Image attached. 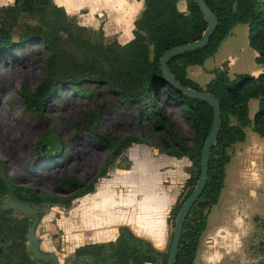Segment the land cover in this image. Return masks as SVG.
Returning a JSON list of instances; mask_svg holds the SVG:
<instances>
[{
	"label": "trees",
	"instance_id": "obj_1",
	"mask_svg": "<svg viewBox=\"0 0 264 264\" xmlns=\"http://www.w3.org/2000/svg\"><path fill=\"white\" fill-rule=\"evenodd\" d=\"M205 2L219 19L216 31L206 47L172 58L169 67L184 86L207 92L219 100L222 128L211 151L207 186L184 224L176 264H194L206 229L208 213L219 201L224 186L226 166L231 160L229 148L236 142L245 140V129L252 124L254 130L264 136V2ZM187 9L189 15L178 9L175 0H145V9L135 21L133 39L121 45L115 41L105 44L104 41L94 43L89 37L82 38L80 32H87L88 29L75 24L78 32L72 31L74 23L70 21L71 18L52 0H16L13 5L0 7L1 54L12 57L10 53L13 50L33 42L43 44L48 52L46 78L33 91L26 86L21 90L26 112H41L47 98L59 90L61 84L80 88L84 95L89 94L88 88H85L87 86L92 85V91L105 87L137 105L140 119H145L147 128L156 135L162 148L171 155L186 156L192 161L193 173L185 183L187 191L181 194V201L174 210L175 219L198 182L201 154L214 118L213 108L207 102L177 92L162 77L160 59L164 53L175 46L200 39L207 29L205 17L194 1L188 0ZM26 15H39L45 19L54 35L65 34L66 42L75 51L61 49L60 44L54 40L55 36H48L45 31L35 28L21 35L18 41L14 40L13 28L18 19ZM54 17L60 19H52ZM55 21L61 23H53ZM239 23L248 25L249 44L258 53L255 60L263 67V71L258 76L241 73L231 78L224 65L215 70L214 78L202 87L188 76V67L202 66ZM66 56L68 57L65 58ZM161 97L165 106H179L183 116L190 120L191 138L185 136L180 124L168 116L164 105L159 104ZM253 98L259 100V108L251 120L249 101ZM99 137L111 151L106 163L108 167L133 144L146 142L132 135L117 142H110L103 135ZM49 141L53 142L51 139ZM44 143H47L46 138L38 143V151L42 150ZM59 149L61 147L56 145L54 153ZM56 156L48 151L44 158L51 160ZM97 179L94 178L89 183L76 177L59 179V184L71 193L68 198L60 201L57 197L39 193L33 187L17 185L15 177L9 174L4 162L0 160V264H53L52 261L34 260L27 250V233L33 216L3 208V199L10 188L19 199L28 201L35 208L46 202L57 201L63 207H68L75 199L94 192ZM25 196H29L28 199ZM16 211L21 214V218L13 217ZM108 251L102 245H85L77 248L75 253L79 258L91 256L94 258L93 264H103L106 261H112L111 264H166L169 253L156 251L148 242L126 231L120 236L118 244L111 245ZM17 256L18 259H15Z\"/></svg>",
	"mask_w": 264,
	"mask_h": 264
},
{
	"label": "rangeland",
	"instance_id": "obj_2",
	"mask_svg": "<svg viewBox=\"0 0 264 264\" xmlns=\"http://www.w3.org/2000/svg\"><path fill=\"white\" fill-rule=\"evenodd\" d=\"M139 1L142 2V0ZM260 1L264 2V0ZM175 2L179 10L189 15L188 0H175ZM144 9L145 0L141 11ZM132 13L135 17L138 7L132 10ZM140 16L141 14L138 18ZM70 21L74 23H72L74 25L72 31L78 32L75 24L81 26L79 18L73 16ZM33 28L45 31L48 36H55L54 40L60 44L61 49L75 51L66 42L65 34H62L63 36L54 35L48 22L39 15H26L19 18L13 28L12 36L18 41L21 35L30 32ZM86 28L87 32H80L82 38L89 37L94 43L104 41L105 44H111L115 41L124 45L129 42L118 40L116 36H107L102 28ZM229 43L232 44L226 57L230 56L235 59L232 72L238 71L237 74L253 75L251 71L257 63L254 49L249 44L248 25L237 24L225 39L224 46ZM10 54L12 57L0 52V160L4 162L9 174L15 177L17 185L33 187L39 193L57 197L60 201L71 194L59 184L58 180L61 178L76 177L85 183L98 178L96 187H99L105 183L107 177H112L110 174L113 170L131 166L129 155L133 150V145H136L133 144L122 152L116 162L108 167L106 163L111 156V151L101 141L100 135L105 136L110 142H117L129 135L137 136L146 139L153 147H159L160 142L156 135L147 128L145 119H140L137 105L124 100L120 95L105 87L92 91V85L84 86L89 92L88 95H84L80 88L61 84L59 90L47 98L41 112H26L23 107L21 90L23 86H26L33 91L46 78L48 52L43 44L33 42L13 50ZM150 56L153 57L152 50ZM224 65L228 69V65L226 63ZM163 101L161 97L159 100L161 106L164 105ZM163 108L170 118L180 124L185 136L191 138L192 125L190 120L183 116L181 108L176 105H164ZM44 138L47 143H44L42 150L38 151L36 147ZM56 145L61 149L54 153ZM48 151L57 156L51 160L45 159L44 155ZM144 154L145 151L141 149L136 151L137 156ZM235 168V164L228 168L226 190L228 185L235 181L233 174ZM257 191V196H252L249 190H240V198L245 195L244 206L249 209H264V182ZM7 195L3 199L4 204ZM28 197L25 196L27 199ZM81 200V197L75 199L68 206L69 209L63 207L59 201L50 203V205L46 202L36 207L43 210L37 228L41 247L45 252L55 253L61 263L64 258L76 255L75 249L78 244L74 236L79 235L80 229L76 226L72 228L69 219L71 216H76L75 213ZM223 213L222 210L218 211L215 208L210 219L211 224L215 225L220 222L225 214ZM13 217L21 218L22 216L16 211ZM256 221L263 236H257L251 246L249 244L252 250L249 264H259L261 262L259 259L254 260L255 254L258 251L264 253V219L258 218ZM15 259H18V256ZM84 263L88 264V261Z\"/></svg>",
	"mask_w": 264,
	"mask_h": 264
},
{
	"label": "crops",
	"instance_id": "obj_3",
	"mask_svg": "<svg viewBox=\"0 0 264 264\" xmlns=\"http://www.w3.org/2000/svg\"><path fill=\"white\" fill-rule=\"evenodd\" d=\"M15 1L0 0V7L13 5ZM52 2L63 8L70 18H79L81 26L102 28L107 36H116L118 40L128 42L134 37L135 21L143 11L144 0ZM136 7L138 13L134 17L131 11ZM225 39L202 66L188 67V76L202 87L214 78V71L225 63L231 78L238 72H232L235 59L226 57L232 43L224 46ZM257 55L254 50L255 58ZM262 71L263 67L256 64L251 74L258 76ZM258 108L259 100L251 99V120ZM245 133V140L236 142L228 150L231 160L226 166L224 186L219 201L208 213L194 264H249L252 252L249 244L251 246L257 236H263L256 220L264 219V209L247 208L244 206L245 195L240 198L239 193L241 189L249 190L252 196H257V189L264 182V136L257 133L253 126L247 127ZM132 148L129 168L113 170L111 178L107 177L105 183L96 187L94 192L81 197L76 216L69 219L72 228L76 226L80 229L79 235L74 236L78 244L76 249L85 245H102L109 249L111 245L118 244L120 236L126 231L148 242L158 252L169 251L174 233L173 213L181 201V194L187 191L184 186L193 173L192 161L186 156L171 155L160 145L153 147L147 140L145 144H136ZM140 149L145 154L137 156L136 151ZM234 164L235 181L228 185L229 191L225 195L228 168ZM215 208L225 214L220 222L213 225L210 219ZM255 256L254 260L259 259V264H262L264 253L258 251ZM85 261L90 262L91 257Z\"/></svg>",
	"mask_w": 264,
	"mask_h": 264
},
{
	"label": "water",
	"instance_id": "obj_4",
	"mask_svg": "<svg viewBox=\"0 0 264 264\" xmlns=\"http://www.w3.org/2000/svg\"><path fill=\"white\" fill-rule=\"evenodd\" d=\"M194 1L198 8L203 13L205 20L207 22V29L204 31L202 37L196 41L189 42L186 44L175 46L167 50L160 59V67L162 72V77L164 81L171 85L177 92L188 96L193 99H198L207 102L214 111L213 124L211 131L204 144L202 154H201V174L199 176L198 182L192 191L191 195L183 203L174 223V233L172 236V242L168 253L166 264H176L177 257L179 253L180 242L182 238L184 224L190 211L194 204L198 201L203 191L205 190L208 179H209V160L211 156L212 148L215 146L219 133L222 128V117H221V104L219 100L213 95L195 90L190 87H186L177 80L175 75L172 73L169 67V62L172 58L183 55L186 52H190L196 49L204 48L208 45L211 36L216 31L219 25V19L215 13L211 10L205 0H192ZM254 127V124H252ZM50 205V203H47ZM4 209H15L26 215L33 216V222L30 225L27 233V250L31 254L34 260H46L52 261L53 264H60L61 261L59 257L53 252H45L41 247V241L37 235V228L41 221V214L43 212L42 208H35L28 201L19 199L17 195L14 194L13 190L10 188L9 193L6 197L5 204H3ZM91 256L84 255L80 258L78 264H83L85 259H90ZM77 264L73 256H68L64 258L63 264ZM94 263V258H91L90 264ZM112 261H109L111 264ZM150 264V263H147Z\"/></svg>",
	"mask_w": 264,
	"mask_h": 264
},
{
	"label": "flooded vegetation",
	"instance_id": "obj_5",
	"mask_svg": "<svg viewBox=\"0 0 264 264\" xmlns=\"http://www.w3.org/2000/svg\"><path fill=\"white\" fill-rule=\"evenodd\" d=\"M109 249H107V251H108ZM109 252V251H108ZM77 255H75V261H78V262H76L77 264L79 263V261H80V258L79 257H76ZM103 256H105V255H103ZM78 259V260H77ZM107 263H109L108 261H106L105 263H103V264H107ZM60 264H63V263H60ZM83 264H85L84 263V261H83Z\"/></svg>",
	"mask_w": 264,
	"mask_h": 264
}]
</instances>
